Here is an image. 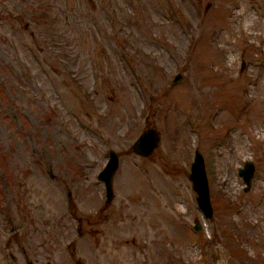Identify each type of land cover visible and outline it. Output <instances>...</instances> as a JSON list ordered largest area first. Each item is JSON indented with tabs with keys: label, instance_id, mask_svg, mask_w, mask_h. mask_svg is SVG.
Masks as SVG:
<instances>
[{
	"label": "rangeland",
	"instance_id": "1",
	"mask_svg": "<svg viewBox=\"0 0 264 264\" xmlns=\"http://www.w3.org/2000/svg\"><path fill=\"white\" fill-rule=\"evenodd\" d=\"M75 261L264 264V0H0V264Z\"/></svg>",
	"mask_w": 264,
	"mask_h": 264
},
{
	"label": "water",
	"instance_id": "2",
	"mask_svg": "<svg viewBox=\"0 0 264 264\" xmlns=\"http://www.w3.org/2000/svg\"><path fill=\"white\" fill-rule=\"evenodd\" d=\"M179 75L175 74L172 82L179 80ZM159 138L157 132L153 128L144 129L137 138L132 142L131 151L141 157L149 156L158 144ZM107 160L104 166L99 170L96 178L103 183L104 187V202L107 203L112 197V176L117 167V155L112 150L107 152ZM253 164L251 161H245L241 167H238L236 172L244 184V190L250 185L253 175ZM188 179L191 183V189L195 193V203L204 219H209L212 215V209L208 196L207 180L204 171V163L201 154L196 150L193 151L192 161L189 165ZM200 228L199 223H194L192 230ZM26 264H31L27 262ZM74 264H81L80 261H75Z\"/></svg>",
	"mask_w": 264,
	"mask_h": 264
}]
</instances>
